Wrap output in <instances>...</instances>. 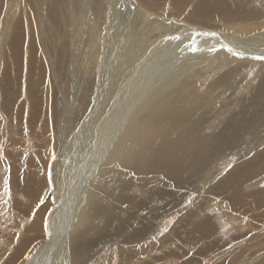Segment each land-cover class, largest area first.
<instances>
[{"label":"rangeland","instance_id":"rangeland-1","mask_svg":"<svg viewBox=\"0 0 264 264\" xmlns=\"http://www.w3.org/2000/svg\"><path fill=\"white\" fill-rule=\"evenodd\" d=\"M45 1L51 0H0V264H29L37 252L45 247L48 249L51 235L48 237L46 230L47 216L51 213L52 220H55L54 215L62 208L59 205L58 208L57 205L53 206L52 199H48L51 190L46 179L51 176L45 173L46 157H49L52 150L55 156L49 163L59 164L57 162L60 158L57 159V155L60 152V132L65 127V136L69 138L68 135L78 128L91 106L92 93L97 83L96 75L88 79L85 86L80 80V86H74L66 79L59 83L56 81L58 77L55 74L59 75L62 68L63 72L66 69L67 73L71 71L69 62L60 61L59 54L62 48V56L66 59L78 47L71 46L65 32L72 37V20L80 16L81 2L52 0L50 6L58 2L63 9L53 14L52 10L58 7L50 8ZM105 1L88 0L90 16L97 21V27L102 33L105 27L103 17L109 7ZM119 1L122 0L110 3L116 4ZM134 1L136 5L147 7L153 16H163L169 22L186 23L184 26L188 28V25L201 27L208 32L221 27L220 20L224 18L223 9L228 7L227 4L231 9L242 7L237 3L239 0H182L185 1L182 4L177 0H154L153 5L148 0ZM203 1L207 2L209 8L207 12L202 9V14L197 13L199 24H194L191 19L195 16V7L198 3L203 4ZM69 11L73 12L71 16ZM208 11L211 12L207 14ZM261 14L249 22L258 23L263 18ZM241 19L247 21L243 17ZM6 27L7 33L4 29ZM60 35L65 38L62 37L64 44ZM86 38L80 44H84ZM192 43H189L190 47L195 46ZM196 47L188 48L185 52H192ZM81 50L87 55L91 54L86 44ZM238 58V61L246 60L243 56ZM249 63L260 66L241 67L236 73L237 77L249 81L257 71L259 73L255 80L258 79L254 80L257 86L264 79V62ZM169 64H172L171 60L166 65ZM67 73L64 72L62 76ZM218 77L219 74H216L212 79ZM125 86L128 89L122 97L121 94L115 99L114 95L105 97L103 113L100 115L107 116V105L111 102H125L130 95L129 89L136 93V84L133 82H127ZM128 100V103L132 101L131 96ZM258 101L264 106V100ZM226 105H223V109ZM242 109L247 113H240ZM250 109L252 107L246 96L241 105L231 111L234 121L230 129H220L218 124L223 123V119H208L210 122L213 120V125L209 124L202 129L204 131L198 132V140L204 138L210 144L201 147V156L188 157L185 164L180 163V159H171L166 164L160 162L151 170H137L139 177L132 171L134 173L125 177L124 183L134 185L132 190L135 199L127 200L126 203L120 201V205L113 204L116 214L121 217L118 218L119 222L109 219L105 227L84 235V239L79 238L70 249L71 255H77L81 250L83 264H264V115L261 114L263 118L259 119L260 115L252 116ZM132 113L133 109H129L126 120L133 118ZM249 121H259L256 122L258 126L255 131L246 130ZM57 122L64 123L63 127ZM97 138L101 142L105 140L106 134L99 131ZM97 149L100 151L101 146L96 144L89 156ZM182 149L178 151L183 152ZM172 164L175 168L178 165L184 166L186 171H179L176 174L178 177L168 175L167 170H174V167L171 169ZM142 176L149 182L141 183ZM153 178L164 182L163 186L156 184ZM136 186H141V191L137 192ZM100 189L108 195L105 186L101 185ZM123 189L120 187V191ZM106 200L108 202L110 199ZM107 202H89L86 206L87 217L91 221H96L97 216L102 217V206L108 205ZM68 206L66 202V208L60 211L61 214L64 210L63 216L58 217V221L55 220L53 224L55 228L58 229V222H66ZM164 221L166 228L162 225ZM47 261L42 260L41 255L38 264H46Z\"/></svg>","mask_w":264,"mask_h":264},{"label":"bare ground","instance_id":"bare-ground-1","mask_svg":"<svg viewBox=\"0 0 264 264\" xmlns=\"http://www.w3.org/2000/svg\"><path fill=\"white\" fill-rule=\"evenodd\" d=\"M106 1L109 7H107L105 18L103 17L105 20L104 32L102 33L98 29L97 21H94L90 16L88 0H80V16L72 20V37L70 33L65 32V35L70 38L71 46L78 47H75L74 54L66 59L63 58V49L60 48L62 50L59 54L61 55L60 61L69 62L71 71L69 70L67 73L66 69L64 72L67 74L62 76L64 73L62 68L59 75L56 76L55 74V77H58L56 80L58 83L66 79V81L77 86L79 85L78 80H80V83L84 85V83L89 82L88 79L95 75L97 83L92 93L91 106L87 114L78 128L75 126L77 129L72 131L70 136L67 134L70 139L65 136L64 123H60V126L57 122L60 127L64 128V132L61 129V136L58 139L60 152L57 159L60 158V160L57 162L59 164L56 165L49 163V161L54 160L55 156L51 150L49 157H46L45 173L52 177V179L51 177L46 179L51 190L48 199H52V205H57V208L58 205L59 208H66V202L68 203V210L65 209L67 210L65 216L67 219H65L66 222L64 220L62 223L58 222L57 229L54 227V222L55 220L58 221V217L63 216L64 210L61 214L62 209L55 215L53 214L55 220H52L51 213L48 214L46 230H48V237L51 235L48 241V249L45 247L37 252L29 264H38L41 255L42 260H48L46 264H83L80 255L81 250L77 255H71L70 249L73 245L84 235L105 227L109 219L119 222L118 218L121 219V217L116 214L113 204L120 201L126 203L127 200L135 199L132 190L134 185L124 183L125 177L134 172L137 174L136 177H139L137 170H151L160 162L164 164L171 159H180V163L185 164L188 157L201 156V147L210 144L204 138L198 140V132L208 127L209 124L213 125L214 122L211 123L213 120L208 121L211 117L214 120H224L223 123L218 124L220 129L233 128L234 118L231 111L237 109L246 96L249 98L250 107H252L250 109L252 116L260 115V119L263 118L261 114L264 115V106L258 101V99L264 100V79L262 83L256 86L254 80L259 72H254V77L249 81H245L244 77L241 76L238 79L236 74L241 67L260 66L250 64L249 61L256 64H261L258 61L264 62V13L261 14L264 11V0H242L241 2L239 0L237 3H240L242 7L235 9H231L227 4L228 7L223 9L224 18L220 20L222 25L218 29L214 28L213 32L205 31L197 26L188 25V28L184 26L186 23L169 22L163 16H153L147 7L136 5L134 0H122L116 4L110 3L115 0ZM148 1L153 5L154 0ZM127 2L132 3V5ZM176 2L182 4L185 1L177 0ZM46 3L49 4L47 5L50 8L58 7L52 10L53 14L54 11L63 10L58 2L54 6H50L52 0ZM206 4L207 2L198 3L195 7V16L191 19L194 24H199V20H196L197 13L202 14V9L207 12L209 7ZM237 7L240 6L237 5ZM69 12H71V16L73 12ZM210 12L208 11L207 14ZM260 14L263 17L260 18L261 21L258 20V23L257 21L249 22L250 20L253 21V17L256 18ZM242 17L247 21L241 19ZM4 29L7 33V27ZM16 33L19 34L20 32L17 31ZM62 37L60 35L59 38L64 44L65 38ZM84 37H87L84 44H80ZM192 42L197 46V49L186 53V49L189 48L188 50H190L195 47H190L189 43ZM85 44L91 52L89 55L81 50ZM16 45L18 46V43ZM156 56L158 57L155 58ZM242 56L246 60L238 61V57ZM55 59L57 60L56 56ZM154 60H156L155 63ZM169 60L172 64L166 65ZM180 60L182 62L178 65ZM52 61L54 63V59ZM222 69L224 71L220 72ZM216 74H219V77L213 80L212 78ZM127 82H133L137 88L136 93L128 90L132 104L130 105L131 102L128 103L129 97L123 103L120 100L113 101L109 106L107 105V116L100 115L103 113L105 97L114 95L115 99L120 94L122 97L128 89L125 86ZM120 87H122L121 93L118 92ZM126 103L128 104L126 105ZM221 103L222 105L218 106ZM223 105H226L225 109H223ZM128 107L133 109V118L130 120H126ZM85 108L87 109V106ZM78 111L80 110L78 109ZM243 111L247 113L243 109L240 110V113ZM250 113L248 111V114ZM60 117L62 118V116ZM256 122L259 121H249L246 130L255 131L258 126ZM69 128L71 129V126ZM99 131H103V135L106 134L105 140L101 142L97 138ZM258 137L260 138V136ZM96 144L101 146L100 151L97 149L94 154L89 156ZM180 149L183 152H179ZM173 167L172 164L171 169ZM183 167L178 165L172 171L167 170V173L178 177L176 174L185 170ZM57 173L58 175L55 176ZM142 177L140 182L146 181L144 176ZM154 179L156 184H160V187L163 186L164 182H160L161 180L156 178L152 180ZM165 180L167 181V179ZM167 184L168 187H171L169 183ZM101 185L106 187L108 195L100 189ZM120 187L125 189L120 191ZM135 188L137 192L141 191V186ZM126 191L131 192L126 193ZM106 198L110 200L107 202ZM60 200L61 203H59ZM111 200L112 204H110ZM91 201L101 204L105 201L108 203V205L102 206L104 207V215L102 217L97 216L98 219L95 218L97 223L87 217L88 207L86 206ZM102 207L99 208L100 211ZM73 211H75L74 215ZM162 225L165 227V221ZM131 250L133 249L131 248Z\"/></svg>","mask_w":264,"mask_h":264}]
</instances>
